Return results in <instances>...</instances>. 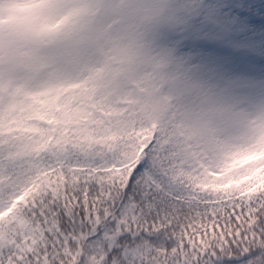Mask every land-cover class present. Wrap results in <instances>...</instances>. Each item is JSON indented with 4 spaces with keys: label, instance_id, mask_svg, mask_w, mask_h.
<instances>
[{
    "label": "snow or ice",
    "instance_id": "snow-or-ice-1",
    "mask_svg": "<svg viewBox=\"0 0 264 264\" xmlns=\"http://www.w3.org/2000/svg\"><path fill=\"white\" fill-rule=\"evenodd\" d=\"M151 7L177 108L188 89L264 95V0ZM185 151L167 129H145L111 152L45 154L23 209L40 238L0 248V264H264V187L205 181Z\"/></svg>",
    "mask_w": 264,
    "mask_h": 264
},
{
    "label": "rangeland",
    "instance_id": "rangeland-1",
    "mask_svg": "<svg viewBox=\"0 0 264 264\" xmlns=\"http://www.w3.org/2000/svg\"><path fill=\"white\" fill-rule=\"evenodd\" d=\"M155 2L0 0V224L29 197L36 178L29 150L45 132L31 137L54 119L70 129L71 144L86 150L85 132L95 130L91 147L105 152L145 129H167L205 181L264 154V95L188 89L177 108L169 78L175 69L150 44Z\"/></svg>",
    "mask_w": 264,
    "mask_h": 264
},
{
    "label": "trees",
    "instance_id": "trees-1",
    "mask_svg": "<svg viewBox=\"0 0 264 264\" xmlns=\"http://www.w3.org/2000/svg\"><path fill=\"white\" fill-rule=\"evenodd\" d=\"M93 127L94 125H92L91 128ZM28 129L31 130V126H29ZM33 132L35 134L31 138L38 133H45L41 135L43 138L42 144L36 150H29L30 154L28 157L30 163V176L34 175V173L36 174L37 169L40 167L41 157L45 154H49L48 151L52 148V142L57 141L55 148L57 151H62L66 145L71 144V136L74 138V135H71L70 129L62 124L59 119H54L51 126L46 127L45 125L43 130L38 128ZM93 134H95V130L92 129L85 132L84 137V139L91 145ZM63 140L66 142L65 144H62ZM82 141L83 140L80 139L81 143ZM91 145H89L90 148L88 150L92 149ZM211 181H223L225 182L223 187H240L247 185L264 187V154L253 156L250 160L245 161L240 167H237L227 175L211 177ZM9 182L10 179L8 178L6 184H3L6 193L9 191ZM24 201L18 206L16 213L14 217L10 219V222L8 219L0 225V248L13 246L17 243V241H19L20 245H24L34 244L37 240H39L40 237L36 233V230L32 227L28 218L23 214L25 206Z\"/></svg>",
    "mask_w": 264,
    "mask_h": 264
}]
</instances>
